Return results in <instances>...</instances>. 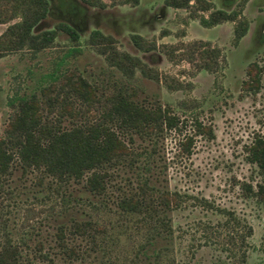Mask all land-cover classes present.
I'll return each instance as SVG.
<instances>
[{"label":"rangeland","instance_id":"obj_1","mask_svg":"<svg viewBox=\"0 0 264 264\" xmlns=\"http://www.w3.org/2000/svg\"><path fill=\"white\" fill-rule=\"evenodd\" d=\"M47 1L48 12L33 33L65 22L77 30L78 40L59 31L48 47L0 55V136L21 98H40L47 87L43 102L54 97L61 106L69 76L84 78L95 90L98 101L87 117L108 108L107 97L121 92L143 106L168 107L181 122L177 130L156 136L123 134L133 153L107 167L100 195L72 179L13 163L0 178V249L15 246L17 264H239L241 254L243 264H264V205L241 185L255 190L256 183L264 184V174L245 159L253 136L264 135V0H206L247 22L237 44L235 21L203 27L198 16L207 11L167 7L163 0L135 5L100 0L101 8L80 0ZM16 20L0 23V33ZM92 29L111 36L118 50L138 57L159 80L138 69L127 78L108 65L87 43ZM132 35L139 36L141 47ZM198 40L220 51L212 72L181 55L185 44ZM251 62L263 70L258 88L244 91ZM69 98L74 107L86 108L76 96ZM51 110L47 117L56 115ZM71 120L64 117L62 125ZM195 121L209 126L212 137L194 133ZM186 135L193 140L190 153L182 155L178 142ZM142 191L153 198L150 221L144 211L123 212L116 205L122 195ZM163 191L176 199L168 208L158 199ZM162 216L169 229L158 227ZM82 221L93 224V239L73 232L72 224ZM58 241L80 255L67 256Z\"/></svg>","mask_w":264,"mask_h":264},{"label":"trees","instance_id":"obj_2","mask_svg":"<svg viewBox=\"0 0 264 264\" xmlns=\"http://www.w3.org/2000/svg\"><path fill=\"white\" fill-rule=\"evenodd\" d=\"M163 0L167 7L188 8L190 12L207 11L206 16L199 15L198 23L203 27H211L223 21H235L232 29L233 43L247 30V22L239 19L238 13L227 12L220 8H212L206 0ZM89 6L103 7L100 0H80ZM120 3L137 4L138 0H120ZM49 4L47 0H0V23H9L0 33V55L26 48L37 51L48 47L55 35L61 31L73 42L78 40L77 30L65 22H58L54 27L33 33L34 26L45 17ZM131 41L141 47L139 36L132 35ZM87 43L92 45L98 54L102 55L106 63L121 72L127 78L133 76V71L138 69L148 78L159 80L155 71L147 67L140 59L125 51L118 50L113 38L102 34L98 29H92L87 36ZM185 60L194 63L198 69L214 71L218 65L220 51L211 47L205 41H192L183 46ZM261 66L251 62L246 67V79L241 88L244 91H255L259 86ZM65 97L61 98V106L57 105L54 97H45L47 87H44L38 98L32 95L17 101L16 111L9 120L3 134L0 136V178L10 172L13 163L22 169H35L43 171L55 179H72L81 184V187L91 194H103L108 180L107 167L130 157L133 153L129 144L122 138L123 134H136L139 137H151L162 134L164 131L178 129L181 122L177 116L170 112L168 107L160 105L147 107L130 100L127 95L117 92L107 97L108 108L100 111L94 118L87 113L88 108L97 103L93 87L82 77H66ZM70 95L76 96L86 108L81 105L74 107L69 100ZM54 108L56 115L47 117ZM46 112L43 113V110ZM74 119L70 126L62 125L63 118ZM71 120V121H72ZM194 133L205 134L212 137L211 128L194 123ZM130 139V138H129ZM192 136L186 135L178 142L182 155L190 153ZM245 159L253 164L259 173L264 174V135L256 134L246 147ZM145 186V183H143ZM248 188V192L255 196L264 205V184L256 183L255 190L247 183H241ZM158 199L166 208L175 204L174 196L163 191ZM153 198L144 192L124 194L118 198L116 205L123 212L141 213L152 216L156 212L151 207ZM157 217V215H155ZM166 217L158 219L160 229H169ZM151 222H149L150 225ZM89 221L74 222L72 230L79 235H89L90 230H95ZM157 228V225H156ZM61 232V230H59ZM60 237L61 235L58 234ZM241 239H243L241 237ZM243 241V240H241ZM62 252L67 256H79L77 250L58 241ZM19 252L15 246L7 244L0 249V264H17ZM244 254H241L239 264L244 263Z\"/></svg>","mask_w":264,"mask_h":264}]
</instances>
